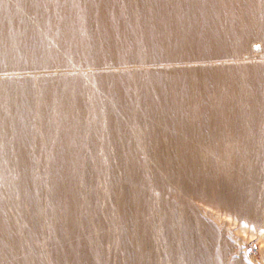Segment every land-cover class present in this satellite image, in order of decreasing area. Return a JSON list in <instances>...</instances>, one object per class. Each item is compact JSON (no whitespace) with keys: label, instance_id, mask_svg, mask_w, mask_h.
Masks as SVG:
<instances>
[{"label":"rangeland","instance_id":"rangeland-1","mask_svg":"<svg viewBox=\"0 0 264 264\" xmlns=\"http://www.w3.org/2000/svg\"><path fill=\"white\" fill-rule=\"evenodd\" d=\"M242 252L264 263V0H0V264Z\"/></svg>","mask_w":264,"mask_h":264},{"label":"bare ground","instance_id":"bare-ground-1","mask_svg":"<svg viewBox=\"0 0 264 264\" xmlns=\"http://www.w3.org/2000/svg\"><path fill=\"white\" fill-rule=\"evenodd\" d=\"M206 220V219H205ZM203 222V221H202ZM204 222H206V221H204ZM203 222V223H204ZM209 224L208 225H205L206 226V228H208V230L210 229V232H211V234H213L214 236L215 235H217V236H221V237H223L224 238V240H225V242L229 239V237L227 236V234H225L226 233V231L224 230V229H222L219 225H216V224H213L211 221H207ZM207 230V231H208ZM224 234V235H223ZM213 237V236H212ZM220 239V238H219ZM213 240V239H212ZM222 240V239H221ZM221 242V241H220ZM222 244V243H221ZM241 244V243H240ZM225 245V244H224ZM234 246H235V244H233ZM221 246V245H220ZM233 246V247H234ZM231 247V244L229 245V248ZM228 248V249H229ZM217 249V248H216ZM232 249V248H231ZM231 249H230V251H231ZM222 252V251H221ZM229 252V251H228ZM241 252V251H240ZM220 253V252H219ZM239 255H241L240 256V262H244V264H247V262H246V255H245V252H242L241 254H239ZM227 257V256H226ZM234 258H235V256H234ZM237 258V257H236ZM235 258V259H236ZM227 260V259H226ZM215 261V260H214ZM218 261V260H217ZM235 261V260H234ZM238 261V260H237ZM239 262V261H238ZM239 264V263H238ZM251 264V263H250ZM264 264V263H263Z\"/></svg>","mask_w":264,"mask_h":264}]
</instances>
